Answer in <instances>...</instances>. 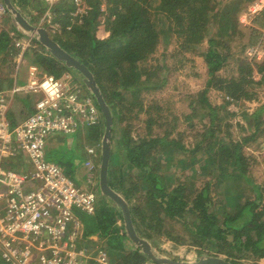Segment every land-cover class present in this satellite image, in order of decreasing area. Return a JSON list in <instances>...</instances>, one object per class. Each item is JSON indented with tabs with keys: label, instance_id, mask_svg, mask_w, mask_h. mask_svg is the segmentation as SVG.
Wrapping results in <instances>:
<instances>
[{
	"label": "trees",
	"instance_id": "1",
	"mask_svg": "<svg viewBox=\"0 0 264 264\" xmlns=\"http://www.w3.org/2000/svg\"><path fill=\"white\" fill-rule=\"evenodd\" d=\"M12 1L20 9L28 5L34 17L49 5L42 0ZM87 1L90 5L85 13L76 17L73 16L74 0H61L53 5L55 22L61 26V31H56L53 38L91 69L111 107L114 143L108 181L128 202L137 232L158 254L175 260L190 261L192 257L188 254L195 249L198 254L195 258L217 255L238 264H257L264 259V185L253 183L249 175L253 158L245 154L244 148L256 142L264 132V104L246 113L249 126L240 140L226 142L217 137L218 128L212 127L203 132V139L189 151L188 161L198 166L202 175L209 174V170L215 174V183L204 180L199 184L191 180L193 175L190 179L175 176L173 180L171 175L161 171L158 150L169 146L184 149V146L169 132L153 134L151 129L158 120L153 116L146 119L149 131L144 135L133 136L129 120L134 119L132 114L136 108L137 113L145 108L138 99L142 90L140 84L157 74L152 67L148 70L147 60L157 47L160 33L165 30L179 35L180 47L184 50L208 37L210 48L204 52L210 73L208 85L216 86L237 101L257 98L254 88L264 84V60H249L246 51L247 46L264 48V11L247 24L242 19L243 15L249 16L246 0H228L222 5H219L222 0L216 1L218 5L210 4V0ZM103 4L105 9H102ZM214 22L218 28L210 31ZM246 32H251V40L245 37ZM253 38L259 43L253 44ZM12 42L10 28L1 31L0 64L15 61L19 50ZM220 45L224 46V51H219L217 46ZM46 52L34 51V62L44 73L62 79L63 73L71 67ZM222 68L229 71L227 77L218 75ZM259 74L261 78L256 80ZM144 76L146 80L142 79ZM63 80L69 83L68 79ZM90 95L96 100L91 91ZM202 96V102L214 112L216 108L204 94ZM129 112L131 116L127 117L125 113ZM118 118L127 123L115 140ZM98 125L93 126L92 140L102 136V127L106 125L103 113L101 126ZM96 129L101 130L98 135ZM234 174L252 184L253 195L242 198V191L234 188H226L224 195L221 194L219 183ZM214 186L218 189L215 195ZM76 214L82 221L85 240L93 237L105 240L109 252L114 254L115 264L150 261L140 247L127 249L126 241L130 238L125 232L123 213L111 199L98 198L95 213L77 209ZM178 224L183 228L181 232L177 231ZM162 239L173 242L169 245L172 248L189 246L180 248L184 254L179 252L180 256H171L164 249L166 247L156 246L157 240Z\"/></svg>",
	"mask_w": 264,
	"mask_h": 264
},
{
	"label": "built area",
	"instance_id": "2",
	"mask_svg": "<svg viewBox=\"0 0 264 264\" xmlns=\"http://www.w3.org/2000/svg\"><path fill=\"white\" fill-rule=\"evenodd\" d=\"M58 1L46 0L49 5ZM74 1L78 13L83 12L85 0ZM251 6L244 21L264 11V0H255ZM7 13L0 0V21ZM47 18L54 30L50 12ZM32 34L19 38L13 31L14 45L20 49L15 78L23 53L37 45V33ZM258 52L255 47L249 49L251 56ZM23 91L42 95L35 100L34 111L13 127L8 118L11 100ZM99 121L98 108L82 86L42 74L36 65L30 66L25 85L0 89V264H115L105 240H85L76 214L77 209L95 213L96 193L76 184L64 167L47 158L51 135L76 134ZM19 151L28 157L26 171L2 165L4 158ZM87 152L95 155L96 148L87 146Z\"/></svg>",
	"mask_w": 264,
	"mask_h": 264
},
{
	"label": "rangeland",
	"instance_id": "3",
	"mask_svg": "<svg viewBox=\"0 0 264 264\" xmlns=\"http://www.w3.org/2000/svg\"><path fill=\"white\" fill-rule=\"evenodd\" d=\"M26 1L33 2L34 0ZM35 1L39 2L41 0ZM216 1L218 0H210V4L218 5ZM226 1L228 0L220 1L219 5H222ZM253 2L254 1L246 0L245 6L247 4L249 5L247 6L248 11L252 7L251 4H253ZM53 5H47L48 8L40 11V14L37 18L43 22V25L46 26L47 29H49L48 27H51V24L48 22L47 13L50 12L52 14V19H50V21H52V24L56 26L54 31L59 32V28L61 26L59 23L55 22L52 12ZM89 5V1L85 2L84 8L82 7L84 9V13ZM104 8L105 4H103L102 6V9ZM79 13L78 10L75 9V11H73V16L76 17V15H78ZM23 14L25 15V13ZM246 15L245 17H247ZM101 19H103V17ZM2 20L0 21V23L2 22ZM249 21V19H246L244 22L248 24ZM214 23L215 24H211L210 31L216 30V28H218V24L216 22ZM54 31H51L52 36L55 33ZM251 36V32L245 33V37L247 39L251 40ZM178 37L179 35L172 30H165L164 32L160 33L157 47L154 53H152L147 60L149 64V66H147L148 70L149 67H152L157 74L152 79L140 84L142 90L139 93L138 99L139 102L143 103V106L145 108L143 111L138 113V108L133 111L132 115H134V119L129 120L132 123L131 126H129L131 128L130 131L133 136L137 135V133H143L142 135H144L147 131H149L146 119L152 116L155 117L158 120L155 124H153V127L151 129L152 133L165 135L166 132H169L171 137H175L179 141L180 145L184 146V149L177 146L159 148L160 150L162 149L161 151L158 150V157L161 158V171H164L167 175H171V178L173 180L175 179V176L180 177L181 179H184L185 177L187 179H190V175H193L191 180H196V182L199 184L204 180H211L213 183H215V174L211 173L209 170V174L204 173V175H202L199 167L196 165L193 166L191 162L188 161L190 159L189 151H191L193 147L203 139V132L212 127L218 128V132L216 134L217 137L223 139L226 142L231 139L240 140L242 135H245L244 131L246 127L249 126V119L246 113H251L256 108L264 104V84L254 88L257 93V98L256 96H254V99L243 98L239 101L231 99L226 95V93L219 90L216 86L208 85L210 73L204 53L210 48L208 37H206L200 44L193 43L192 45L195 46L191 45L190 49L186 50L181 48L182 46L180 47V41ZM256 41L257 40L253 38L252 43L255 44L254 42ZM256 43H259V41ZM252 47L257 48L259 51L254 56H251V54L249 53V49ZM217 48L219 49V51H224L223 45L217 46ZM246 53L247 55H249V60L255 58L258 59L257 62H261L264 60V48H260L258 45L247 46ZM15 60L18 62L17 59ZM255 60H253V62ZM0 65L2 67L0 70V77L2 79L9 74H12L11 70L14 74L17 72L18 63L9 62ZM36 65L39 70L40 66L37 63ZM30 66L32 65L27 66L28 71L30 69ZM23 69L24 66H22V68H20V70L18 71L19 78H21V75H23ZM74 71L77 70L74 69ZM68 72H70V70ZM65 73L66 72H64L63 74L65 75ZM228 74L229 71H227L225 68H222L218 72V75L223 77H227ZM79 75V72L78 74H73V72L70 73L68 82L71 86L76 84V82L79 83L81 81ZM63 77L67 79L65 76ZM145 78V76L142 77V79L146 80ZM260 78L261 74L256 76V80H259ZM204 91L206 92L204 93ZM203 94L212 104L211 106L213 108H216L214 112H211L207 105L202 102ZM125 115L129 117L131 116V113H125ZM118 121L119 124L115 125V140L119 138V133H121V130L123 128L125 129L127 123V121H121L120 118H118ZM102 126H104V124ZM242 126L244 128H242ZM105 130V127H102V136H100V140H98V143L96 145L97 148L95 155H98V160L100 159L101 155L100 151ZM75 135L76 134H70L65 136L66 139H70V149L75 150L74 148H76L78 145L80 147L79 151L84 153L86 158L88 156L87 147L83 145V143H86V141L84 140L83 143H80L78 139L75 138ZM89 135H92L91 130L89 132ZM113 143L114 141L112 139V147ZM70 149L67 150L64 144L56 146L55 148L53 147L52 149L47 150V158L54 160L56 163L64 166V168L66 169V175L74 180L76 184L80 185L82 188L94 191L96 193L97 200L100 197H103L104 200L105 198L107 199L108 197L101 193L99 186V172L97 170L89 173L87 177L79 176L78 169L80 165L85 162L84 158L83 160L80 159L73 161L70 164L60 161V155L69 153ZM244 152L247 156H252L253 158L250 161L251 168L249 171V175L252 178L253 183L264 185V132L259 136V139L256 142L247 145V147L244 148ZM22 155L23 153L19 151L18 157H21ZM18 157L4 158L2 161V165L6 166L10 164L11 166H14L12 159L18 160ZM74 162H78L79 164L76 165L77 163ZM96 162L98 163V161ZM86 169L87 171L89 170L88 165ZM220 183L218 187L220 188L219 191L223 195V191H226V188L241 190L242 198L246 195H253V192L251 191L252 184L247 182L246 179L238 177L237 174H234V176L232 177L230 176L226 180H223L221 184ZM215 188L216 187L214 186V195L215 193H218V189L215 190ZM223 195L221 196L223 197ZM182 230L183 228L180 226V224H178L177 231L181 232ZM166 240L167 239L157 240L158 245L156 246L160 245V247H166L164 249L168 250L171 256H175V254L179 255V252L184 254L185 251H181V249L189 246L188 244H185L184 246L172 248L169 245H172L173 242H170L169 239L167 241ZM126 247L128 250H132L136 246L134 243L126 241ZM152 247L154 248L153 245ZM189 253L190 254L188 255H190V258L192 257L190 261H194L197 259L195 258V256H193V254L195 255L197 253L195 252V249H192ZM110 258L112 262L115 263V257L112 251H110ZM150 263L153 264L151 260ZM245 263H249V260H245ZM257 264H264V259L259 260Z\"/></svg>",
	"mask_w": 264,
	"mask_h": 264
},
{
	"label": "water",
	"instance_id": "4",
	"mask_svg": "<svg viewBox=\"0 0 264 264\" xmlns=\"http://www.w3.org/2000/svg\"><path fill=\"white\" fill-rule=\"evenodd\" d=\"M4 3L6 4L9 13L12 14L17 25L27 32H37L39 34L37 39L39 40L40 44L43 45L47 51H49V53L54 55V57L59 61L65 63V65L68 67L76 69L81 73L84 85L96 98V101L101 108L106 121V130L101 146L102 159L99 172V186L101 193L111 199L122 210L125 232L130 238V241L134 243L136 247H140L141 250L148 255L151 261L159 264H238L226 259L223 256L217 255L202 256L194 261L175 260L168 256L158 254L152 247L151 243L139 235L134 225L128 202L119 192L110 186L108 181L110 158L112 152V134L114 124L113 113L101 91L97 80L95 79L93 72L86 64L82 63L73 54L65 50L55 39H53L47 29L41 27L38 28L32 25L28 18L23 14L19 7L13 3L12 0H4Z\"/></svg>",
	"mask_w": 264,
	"mask_h": 264
},
{
	"label": "crops",
	"instance_id": "5",
	"mask_svg": "<svg viewBox=\"0 0 264 264\" xmlns=\"http://www.w3.org/2000/svg\"><path fill=\"white\" fill-rule=\"evenodd\" d=\"M1 1H4V0H1ZM42 2H44L45 4L48 3V2H46V0H42ZM23 8H22L21 11L23 13H25L26 17L28 18L29 22L32 25H34V26H36L38 28L41 27V28L47 29V27L43 25V22L41 20H39L37 17H34V11L32 9H30V7L28 5L23 7ZM8 28H10V36L13 39H14L13 31H15L17 34L19 33L21 35V38H28V37L33 36L32 33H37V32H27L26 30L21 28L19 25H17V23H15V21H14V18L12 16V14L9 13V11L3 17V20L0 23V34H1V31L6 30ZM47 30H48L49 34L51 35L50 29H47ZM37 35H39V34H37ZM51 37H53V36L51 35ZM12 45H13V42H12ZM31 51L32 52L33 51H38L40 53L44 52L43 48H42V45L39 44V43H37L36 47L34 49H32ZM46 51H47V49H46ZM46 53H49V52L47 51ZM31 63L33 64L35 62H34V58L30 57V55H29L28 58H23V61L20 64V67L18 69V71H19L20 68H22V66H24L23 73H22L23 75H21V78H19L18 75L15 78L14 77L15 74L13 73L12 70H11L12 74H9L8 76L4 77L3 79L0 77V89L10 88L15 83L18 84V85H25L28 82V80H29V71H28V67L27 66H29ZM69 70H70V72L67 71L65 73V75L63 74V76H65L66 78L70 77V73L71 72H73V74H78V72L74 71L73 68H71V69L69 68ZM80 75H79V77L81 79V81L79 82L80 84L78 82H76V85L84 84L83 83V78H81L82 76H80ZM6 81H7V83H6ZM83 89H84V94H88L90 96V91L87 89V87L85 86V88H83ZM41 95L42 94L38 95V93H35L33 91H23L21 93L15 94V96L11 100V105H10V108H9V111H8V118H9L11 126L14 127V126L18 125L19 123L24 121L30 115V113H32L34 111V102ZM101 123H102V117H101L100 122L98 123L99 124L98 126H101ZM99 129H100V127H99ZM99 129H96L95 133H97V135L101 131ZM84 130H87V131H82V130H80V132L77 131V133L75 135V138H77L80 143H83L84 140H85L86 143H83V145H85L86 147L87 146L88 147L89 146H93V147L97 148L96 145L98 143V140H100V139H98V137H95V138L92 137L93 138V140H92L91 139V135H89L90 130H91V134H94L95 128L94 127H90L88 129L84 128ZM65 136L66 135H62L60 133L51 135L49 140H48L47 150H50L53 147L55 148L56 146H59L61 144H64L66 149L69 150L71 148L70 147L71 143L69 142L70 139H66ZM74 149L75 150H71L70 149L69 153H65L63 155H60V157H61L60 161L61 162L63 161L65 163H67V164H70L73 161L80 160V159L83 160V158H84L85 162L83 164H81L79 169H78V174H79L80 177H83V176L87 177V175H89V173H91L93 171H96V170L98 172H100V164H101L102 155L100 157V160H98V155H91L88 152V156L85 158L84 153L79 151L80 147L78 145ZM11 157L16 158V157H18V154L17 155H9L8 156V158H11ZM12 161H13V165L14 166H11L10 164L8 166L16 168V169H21V170L23 169L24 171H26V167H30L29 165L25 164L28 161V157L24 153H23V155L21 157H18V160L12 159ZM96 161H98V163ZM88 162H91L92 164H87ZM74 163H77L76 165L79 164L78 162H74ZM87 165L89 166V170L88 171L86 169ZM91 166H93V167H91ZM62 167H64V166H62ZM79 181H81V180H79ZM197 255L198 254L196 253L195 256L197 257ZM193 256H194V254H193Z\"/></svg>",
	"mask_w": 264,
	"mask_h": 264
},
{
	"label": "clouds",
	"instance_id": "6",
	"mask_svg": "<svg viewBox=\"0 0 264 264\" xmlns=\"http://www.w3.org/2000/svg\"><path fill=\"white\" fill-rule=\"evenodd\" d=\"M15 4V3H14ZM20 9V8H19ZM49 29H50V31H54V30H52V26L51 27H48ZM55 32V31H54ZM38 34V33H37ZM18 35H19V33H18ZM38 36V35H37ZM19 38H21V36H19ZM35 42V41H34ZM13 43H15V38L13 39ZM37 43H39L40 44V42H39V40L37 39ZM35 47H32V48H30V49H28V50H26L24 53H23V58H28L29 57V55H30V57H33L34 56V51L32 52L31 50L32 49H34ZM42 48H43V51H45L46 50V48L42 45ZM18 49V48H17ZM19 51H20V49H18ZM44 53V52H43ZM18 54H19V52H18ZM18 54H17V56L15 57V59H17L19 56H18ZM23 58H21L22 60H23ZM15 63L17 62L16 60L14 61ZM30 65H36V63H31ZM37 66V65H36ZM39 70H40V72L42 73V74H50V73H44L43 72V70L42 69H40V67H39ZM53 75V74H52ZM55 76V75H54ZM59 79H61V78H59ZM67 79H69V78H67ZM62 80H63V78H62ZM64 81V80H63ZM80 86H82L83 88H85V86H84V84H81ZM91 96V95H90ZM93 98V97H92ZM93 100H94V102H95V104H96V106H97V108H98V111H99V114H100V120H101V117H102V113H101V111H100V109H99V106H98V104H97V101L93 98ZM100 122V121H99ZM90 127H93V126H90ZM90 127H87V129L88 128H90ZM82 131H87V130H82ZM129 241V240H128ZM129 242H131V241H129ZM132 243V242H131ZM135 248H137V247H135ZM198 259V258H197ZM148 263H150V261H148L147 263H144V264H148Z\"/></svg>",
	"mask_w": 264,
	"mask_h": 264
}]
</instances>
